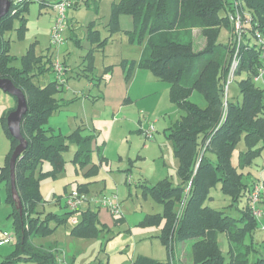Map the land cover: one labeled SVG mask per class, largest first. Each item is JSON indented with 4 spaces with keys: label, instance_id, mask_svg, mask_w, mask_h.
<instances>
[{
    "label": "trees",
    "instance_id": "1",
    "mask_svg": "<svg viewBox=\"0 0 264 264\" xmlns=\"http://www.w3.org/2000/svg\"><path fill=\"white\" fill-rule=\"evenodd\" d=\"M62 1L12 0L9 13L0 19V79L10 80L24 93L28 103V112L22 123V135L28 147L17 160L15 169L22 213L11 192L10 160L19 145L7 128V117L13 109L6 110L0 117L11 141L6 165L0 168V184L5 183L8 192L6 201L12 208L10 218L14 236V250L5 257L4 263H59L52 251L36 246L33 238L50 235L60 224L71 219L75 225L72 234L77 238H97L101 231L108 230L100 224V210L90 207L69 210L66 201L71 193L64 198L62 215H44L37 211V206L44 200L38 172L45 177L65 171L67 161L64 152L71 143L78 146L72 161L82 168L91 164L94 135L84 136L83 128L70 135L56 134L49 127L54 114L80 98L66 101L60 97L67 78L65 85L59 83L54 70L56 60L49 54L39 55L36 42L20 58L21 66H14L19 57L11 53V39L7 35L17 31L19 37L25 39L27 14L32 3L38 2L41 8H52ZM84 1L88 6L90 1ZM97 7L95 5V9ZM223 11L227 14L226 18L222 17ZM236 12L242 16L240 41L232 35L230 21L231 13ZM123 15L130 16L134 22L133 30L125 31L128 39L142 45L138 61L124 60L121 64L126 71V81L136 70L150 71L158 81L169 86L171 100L184 112L168 134L179 160L177 172L180 183L173 185L166 178L157 185L142 184L144 192L163 207L161 214L149 215L144 225L160 228L158 237L166 246L169 259L160 261L138 256L134 264H174L175 244L188 241L193 264H249L250 256L259 252L252 242L247 243V238L253 237L259 227V218L253 214L250 199L258 181H254L253 173L247 171L264 157V90L257 86L259 82L264 84V77L256 80L260 69L264 68V58L258 44V35H264V0H120L112 6L107 24L109 31L114 33L120 30L119 19ZM95 23L91 22L86 27L91 49L84 56L82 71V75L90 81L94 80L91 76L95 71V54L108 43V38H102ZM223 27L230 32L226 45L218 42ZM197 38L204 42L200 49L195 47ZM237 48L239 65L234 81L246 75L239 81L242 102L230 101V93L225 95L229 68ZM62 65L65 67V63ZM47 73L53 74L54 80L41 85L40 78ZM213 74L210 87L207 80ZM194 92L202 94L207 102L206 107L202 108L191 101ZM12 97L17 104V98ZM147 129L142 128L143 134ZM154 135L155 130L152 138H147L145 134L144 137L152 140ZM241 142L244 148L238 150ZM100 149L103 154V146ZM235 154L236 163L233 162ZM106 159L101 156V161ZM46 163L51 170L44 173ZM99 167L94 164L86 175H98ZM219 183L220 192L231 201L229 207H237L244 199L243 207H237L239 217L206 205L211 190L216 189ZM77 191L84 196L90 193L88 184H80ZM79 213L80 220L75 218ZM113 218L116 227L125 223L121 210ZM52 222L56 224L54 228ZM221 234H225L228 240V257L221 250ZM255 264H264V257L259 256Z\"/></svg>",
    "mask_w": 264,
    "mask_h": 264
},
{
    "label": "rangeland",
    "instance_id": "2",
    "mask_svg": "<svg viewBox=\"0 0 264 264\" xmlns=\"http://www.w3.org/2000/svg\"><path fill=\"white\" fill-rule=\"evenodd\" d=\"M77 1L72 0L73 3ZM96 1L100 6L99 16L102 19L106 16L109 22L112 13L111 6H113L114 0ZM67 15L69 16V13ZM225 16L227 17V14L223 11L222 17ZM27 19L28 30H26L24 40L19 37L17 31H12L7 35L11 39V53L19 57V60H16L13 65L20 67V58L26 53L29 46L36 42V49L39 55H52L54 60L58 59L61 63L67 59L71 69H75V75L72 70L66 74L68 85H65V90L61 95H65L67 100H71L74 97V93L78 91L81 95L83 93L91 96L101 95L104 82L99 85V79L94 76L95 74L97 75V72L99 76L103 75L105 71L106 66L103 64L100 53L96 61L95 74L91 76L94 80L90 81L86 76L82 75L83 60L88 50L83 47V42L80 45L72 39L71 32L68 31L69 27L66 28V33L63 34L64 42L55 45L51 39L50 12H40L39 3L35 2L31 4ZM108 22L102 24L100 30L103 39L108 38L110 60L115 59L114 53L120 55L122 52H124L122 55H128L131 57L130 59L138 57L142 45L132 43L128 39L126 32L121 28L114 33L109 31L106 25ZM76 25L78 29H83L82 24L76 22ZM17 27L18 23L16 24ZM79 37L81 38V36ZM198 39L196 40V49L204 46L203 40L201 38ZM229 39V30L223 27L218 42L226 45L229 43ZM67 45L70 48H67ZM111 50H114L113 56L110 55ZM145 74H149V77L145 78ZM245 76L244 74L231 85L229 91L230 101L242 102L243 96L240 92L239 81L244 79ZM134 78H136L138 84L136 91H139L141 86H143L146 89L147 97L141 96L139 101L134 104L131 111H129L130 120L124 118V112L122 115L119 112H115L113 106L105 100L99 99L94 102L92 98L86 101L79 100L63 111L54 114L52 119H50L49 127L57 123V127L61 126L62 130L57 128L56 134L61 133L63 135L72 134L78 129V126L81 127V122L86 123L88 128L86 135H94L91 143L92 157L91 164L84 168L76 165L72 160L75 157L78 146L75 143H71L69 149L64 152V158L67 161L65 171L58 173L56 176L45 177L38 172L37 176L40 178V190L44 200L43 203L37 206V211L44 215L47 213L62 215L66 194L77 191L80 184H88L90 193L87 195V199L91 204L89 205L86 202L82 206V210L90 207L93 210L102 212V220H105L106 217L112 219V213L107 208H99L96 202L104 198L105 195L108 197L116 196L119 200L121 213L125 218V225L117 226L116 228L113 226V229H108L107 231L105 229L100 232L97 238L83 239L74 237L72 234L75 226L73 219L67 223L60 224L50 235L33 238L36 246H43L46 250L52 251L57 258L60 257L61 264H134V260L138 256H148L162 261L169 259L167 248L158 237L160 228H157V226L145 227L144 225V221L149 215L157 216L161 214L163 207L150 194L144 192L145 189L142 184L146 183V185L153 186L166 178H169L173 185L180 183L177 172L179 160L175 156L173 142L168 134L169 129L181 119L184 112L171 100L169 86L158 81L150 71L142 70L133 73L129 80L126 81L128 86L133 83ZM53 80L54 75L51 73H47L40 78V82L49 83ZM213 80L214 74L207 80V84L210 87ZM36 82L38 83V81ZM257 86L264 90L262 82L257 83ZM61 95L60 97L62 98ZM190 99L202 108L207 105L206 100L199 92H194ZM14 105L15 107L12 108ZM16 107L17 104L13 97L0 90V117L3 116L6 110L12 108L14 111ZM128 110H125V112H128ZM76 113L79 114V117H76ZM148 125L155 127V135L152 140L146 139L142 132V128L147 129ZM101 145H104L103 156L107 158L105 161H101L102 154L98 151V147ZM240 148H244L243 142L239 144L238 150ZM10 150L11 141L0 121V168L6 165ZM237 155L235 154L233 157L234 163L237 162ZM94 164L100 166L98 175H86ZM262 164H264V157L258 159L252 167L248 168L247 172H252L253 180L258 181V184L263 187V198L264 175L261 174L263 173ZM50 170V165L46 163L43 172L46 173ZM220 191L221 183L218 184L216 189L211 190L210 198L206 201V205L217 210H225L228 215L239 217L237 207H243L244 199L239 202L237 207H229L231 205L230 199ZM7 196V190L0 184V233L7 231L9 234H13L12 223L8 214V209L10 208L7 206ZM59 200H61V204ZM261 204L259 207L261 206L262 216L259 219L264 216V202ZM179 212L181 216L182 213L180 210ZM75 218L80 220L81 214H76ZM51 226L54 228L56 226L55 222H52ZM256 233L259 240H255L256 237L254 235L253 239L258 242L255 247L261 252V257H264L263 224L260 223ZM253 239L248 237L247 243H251ZM185 243L189 245V241ZM219 243L224 256L228 257V240L225 234L219 236ZM56 247L58 250L55 249ZM0 248V256H3L2 253H9L14 250L12 244L4 245ZM254 261L251 255L249 264H255ZM59 263L57 262V264ZM13 264L26 263L20 261Z\"/></svg>",
    "mask_w": 264,
    "mask_h": 264
},
{
    "label": "crops",
    "instance_id": "3",
    "mask_svg": "<svg viewBox=\"0 0 264 264\" xmlns=\"http://www.w3.org/2000/svg\"><path fill=\"white\" fill-rule=\"evenodd\" d=\"M53 1H55V0H53ZM57 1H61V0H57ZM89 1H90L89 4H87L88 6H86V3H84L83 0H78L77 2L72 3L73 4L72 8H74V10H72V8H70V10L68 11V13H69V16H68L69 17V25H68L69 28H68V31L71 32L72 39L77 41V43L80 44V45L83 42V47L86 48V50H88V51L91 49V44H90V42L87 39V28H86L87 25L89 23L95 21L96 22L95 23L96 24V29L100 31L101 36H102V32L100 30L101 29V25L108 22L106 16H104L103 19L99 16V12H100L99 3L96 0H89ZM119 1L120 0H114L113 4L117 3ZM89 5H90V7H89ZM95 5H98L97 9H95ZM30 8H31V5L29 7L28 13L30 12ZM111 8H112V6H111ZM41 11H48V13L50 12V15H51V29H52V25H53V22H54V19H55V15H56L55 11L52 8H41V6H40V12ZM83 11H84V13H83ZM76 22L82 24L83 29H78V27L76 25ZM119 23H120L121 29L124 30V31H131L134 28V22H133V19L130 16H126V15L121 16L120 19H119ZM64 33H66V30H65ZM79 36H81V38ZM102 38H103V36H102ZM86 43H87V45H86ZM108 46L109 45L107 44L104 47V49L97 50V52L95 54V68H96V61L98 60L99 53H100V56L102 57L103 64L106 66L103 75L99 76L98 72H97V75H96L95 71L93 73V74H95L94 75L95 78L103 76L101 79L98 78L99 79V85L101 84V82H104V88H103L102 94L98 95V96H91L90 94L86 95V94L83 93L81 95L79 93V91H78V92L74 93V97L71 100H67L65 95H62V98L65 99L66 101H72L75 98H80L79 100L86 101V100H89V98H92V100L94 102L99 100V99H103L108 104L113 106V108L115 109V112H119L120 115H122V113L124 112V118L126 120H130L129 119L130 118V115H129L130 112L129 111H131L132 107L134 106V104H136V102L139 101L141 96L144 95V97H147V95H146V89L143 88V86H141V89L139 91H136V89L138 88V84H137L136 78H134L135 80H133V83L131 85H129V86L127 85V82H126V79H125L126 71L123 69L121 64H122V62L124 60H129V61H132V60H136L137 61V60H139L140 57H141L142 49L138 53V57H135L134 59H130L131 57H129L128 55H122L124 53V52H122L120 55L114 53L115 59L114 60L113 59L110 60L109 52H108ZM67 48H70V47L67 45ZM101 51H102V53H101ZM113 52H114V50H111L110 55L113 56ZM116 56H118V57L116 58ZM136 58H138V59H136ZM63 63H65V67H66L65 68V74H67L70 70H72L73 74L75 75V71H74L75 69L74 68L71 69V66H69L67 59H65V61ZM108 70H110V72H107ZM142 70L143 69H139V70H136V71L140 72ZM136 71H135V73H136ZM145 71H148V70H145ZM104 74H106V75H104ZM148 75L149 74H145L144 77L148 78L149 77ZM123 80L125 81L124 83H123ZM40 83H41V85H45L47 82L41 81ZM67 85H68V83H67ZM72 85H74V84H72ZM163 88H165V87L163 86ZM79 100H77V101H79ZM77 101H75V102H77ZM75 102L69 103L68 106H66L65 108H68L70 105H72ZM14 107H15V105L12 108H14ZM127 109H129L128 112H125V110H127ZM76 114H77L76 117H79V114L78 113H76ZM81 123H82L81 127L78 126V128H83L84 129L83 135L85 136L87 134L86 130H88V128H87L86 123L85 124H84V122H81ZM51 127L54 129L55 133L57 131V128L59 130H62L61 126L57 127V123H54L53 126H51ZM102 146H103V151H104V145H101V146L98 147V151H99L100 154H101L100 147H102ZM262 167H263V173H261V174L264 175V164H262ZM250 180L251 179H249V182H251ZM263 185H264V183H263ZM2 186L6 189L5 183H2ZM263 202H264V192H263V198H262L261 203H263ZM7 206L10 208V209H8V214H9V218H10V215L12 213V208H11V206L8 203H7ZM261 206H262V204H261ZM260 210L262 211L261 208H260ZM101 213L102 212L99 213L100 224L104 225L108 229H113V226L116 228L114 218L110 219L109 217H106L105 220H102ZM262 218H260L258 220L259 225H260V223L264 225V216ZM10 220H11V223H12V219L11 218H10ZM12 225H13V223H12ZM123 225H125V223ZM12 229H13V226H12ZM258 229H259V227H258ZM4 232H7V231H2V233H0V240L3 238V233ZM254 235L256 237L255 240L256 239L259 240L258 234L254 233ZM254 235H253V237H251L252 239L254 238ZM255 240L254 239L252 240V243L254 245H256L258 243V242H255ZM12 243H10V245ZM3 246L4 245H0V247H3ZM55 249L58 250L57 247ZM188 250H189V245L186 244V243H177V244H175L174 264H193V261H192L190 255H189V251ZM228 250H229V247H228ZM12 251H10L9 253H2L3 256H0V261H1L0 263L13 264V263H4L5 257L11 255ZM3 252H4V250H3ZM252 256H253V258L255 260L254 262H256L258 257L259 256L261 257V252L259 251V252L253 253ZM57 260L60 262V257H58ZM160 261H162V260H160ZM22 262L26 263V264H30L29 262H24V261H22Z\"/></svg>",
    "mask_w": 264,
    "mask_h": 264
},
{
    "label": "built area",
    "instance_id": "4",
    "mask_svg": "<svg viewBox=\"0 0 264 264\" xmlns=\"http://www.w3.org/2000/svg\"><path fill=\"white\" fill-rule=\"evenodd\" d=\"M236 2V1H235ZM73 2L70 0H63L62 2L54 5L52 9L55 11V19L52 25L51 29V39L53 44H61L64 42L63 34L66 30V28L69 25V18H68V11L71 8ZM237 3V2H236ZM230 21L232 25V35L234 38L237 37V40L240 41L241 39V31H242V16L239 12H236L235 14L231 13L230 15ZM258 44L261 47L262 56L264 58V35H258ZM239 49L237 48L235 53L233 54V59L231 62V66L229 68L226 85H225V95L228 96L230 85L235 79L236 69L239 65ZM54 70L57 74V79L59 83L62 85L66 84V77H65V67L62 65L60 60H56ZM264 77V68L260 69L259 75L256 77V80H260ZM154 127L151 126L149 129L145 130V136L147 138H152L154 133ZM262 191L263 187L256 183L255 187L253 188L251 192V203H252V210L253 214L256 218H259L262 216V211L259 208V204L262 199ZM67 206L69 210L76 211L82 208V206L88 202L90 205L91 203L87 199V196L82 195L78 191H73L69 197L67 198ZM99 207L107 208L113 215H117L120 213V206L118 203V198L116 196L114 197H108L105 195L104 198H102L100 201L96 202ZM75 222V221H74ZM14 242V236L12 234H9L8 232L3 233V238L0 240V245H8L10 243Z\"/></svg>",
    "mask_w": 264,
    "mask_h": 264
},
{
    "label": "water",
    "instance_id": "5",
    "mask_svg": "<svg viewBox=\"0 0 264 264\" xmlns=\"http://www.w3.org/2000/svg\"><path fill=\"white\" fill-rule=\"evenodd\" d=\"M12 0H0V19L6 16L12 5ZM0 90L17 98V107L7 117V128L9 134L19 142V145L12 153L10 160V179H11V192L14 200L18 204V209L22 213V202L16 185V163L17 160L27 150L28 142L22 135V123L25 115L28 112V103L24 93L15 87V85L7 79H0Z\"/></svg>",
    "mask_w": 264,
    "mask_h": 264
}]
</instances>
